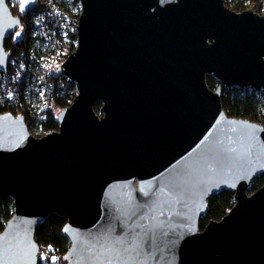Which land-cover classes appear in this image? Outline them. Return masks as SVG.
<instances>
[{
	"label": "water",
	"instance_id": "water-1",
	"mask_svg": "<svg viewBox=\"0 0 264 264\" xmlns=\"http://www.w3.org/2000/svg\"><path fill=\"white\" fill-rule=\"evenodd\" d=\"M80 4L77 48L55 72L77 89L59 129L37 138L0 113V196L15 207L0 264H39L36 231L53 215L67 218L65 264H264V185L248 194L264 125L222 105L224 88L264 93V15L225 0ZM37 6L15 15L0 0V71ZM223 191L233 208L201 229Z\"/></svg>",
	"mask_w": 264,
	"mask_h": 264
},
{
	"label": "trees",
	"instance_id": "trees-1",
	"mask_svg": "<svg viewBox=\"0 0 264 264\" xmlns=\"http://www.w3.org/2000/svg\"><path fill=\"white\" fill-rule=\"evenodd\" d=\"M8 5L15 15H19L21 0H7ZM226 5L235 12L253 10L260 15H264V0H225ZM64 7L70 19H74L75 31L70 32L73 42L71 53L77 47V22L81 14L80 0H64ZM32 11L21 16L20 30L24 34L27 21ZM7 52L11 54L15 61L20 60L17 69L21 72V65L28 67L27 82L23 81L18 88L19 96L17 102L10 108H0V113H12L15 116H23L31 134L37 138L44 136L49 132L59 129L57 121L58 113L70 106L77 95L76 86L69 84L67 79L62 85V77H53L55 104L53 110L40 114L37 109V93L35 83L42 75L41 61L45 56L44 48L39 47L29 39L23 36L20 41H16L15 36H10L5 43ZM29 51H32L31 54ZM11 68L10 70H12ZM208 86L216 89L220 83L212 76L207 78ZM72 90L75 92L72 94ZM222 105L228 116L239 119L251 120L264 125V93H259L250 89L224 88L222 95ZM101 104L96 107L100 111ZM264 185V175L254 179L249 187V192L254 193ZM235 204L234 193L223 191L214 196L208 206L206 214L202 217L201 229L210 221H219L227 215L228 211ZM15 211L14 202L9 196H0V233L4 230L7 222L11 219ZM67 222L66 217L57 215L51 216L46 222L41 224L36 231V241L43 249H51L53 253L58 254L62 259L70 248V241L63 233V227Z\"/></svg>",
	"mask_w": 264,
	"mask_h": 264
},
{
	"label": "built area",
	"instance_id": "built-area-1",
	"mask_svg": "<svg viewBox=\"0 0 264 264\" xmlns=\"http://www.w3.org/2000/svg\"><path fill=\"white\" fill-rule=\"evenodd\" d=\"M30 14L23 36H27L35 46L41 45L45 51L41 61L42 75L35 83L37 109L40 114H45L53 110L55 104L53 77L71 53L73 42L70 32L75 31V20L67 14L64 0H38L37 8ZM19 63L20 60L15 61L10 57L7 70L0 71V108L13 106L19 96V86L23 81L27 82L28 67L22 64L20 72L17 69ZM64 79L62 77L60 80L62 85L66 82Z\"/></svg>",
	"mask_w": 264,
	"mask_h": 264
},
{
	"label": "rangeland",
	"instance_id": "rangeland-1",
	"mask_svg": "<svg viewBox=\"0 0 264 264\" xmlns=\"http://www.w3.org/2000/svg\"><path fill=\"white\" fill-rule=\"evenodd\" d=\"M74 93L75 92L72 90V94L73 95H74ZM248 194H252V193H250L249 190H248ZM39 264H65V262H64V259H62L58 254L53 253V251L51 249H43L41 247Z\"/></svg>",
	"mask_w": 264,
	"mask_h": 264
},
{
	"label": "snow or ice",
	"instance_id": "snow-or-ice-1",
	"mask_svg": "<svg viewBox=\"0 0 264 264\" xmlns=\"http://www.w3.org/2000/svg\"><path fill=\"white\" fill-rule=\"evenodd\" d=\"M23 10V9H22Z\"/></svg>",
	"mask_w": 264,
	"mask_h": 264
}]
</instances>
